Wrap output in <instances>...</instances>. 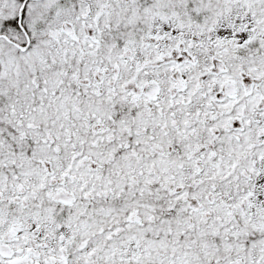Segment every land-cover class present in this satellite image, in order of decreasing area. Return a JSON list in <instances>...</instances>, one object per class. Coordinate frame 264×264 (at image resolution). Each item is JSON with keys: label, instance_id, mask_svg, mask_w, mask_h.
Returning <instances> with one entry per match:
<instances>
[{"label": "snow or ice", "instance_id": "1", "mask_svg": "<svg viewBox=\"0 0 264 264\" xmlns=\"http://www.w3.org/2000/svg\"><path fill=\"white\" fill-rule=\"evenodd\" d=\"M0 264H264V0H0Z\"/></svg>", "mask_w": 264, "mask_h": 264}]
</instances>
